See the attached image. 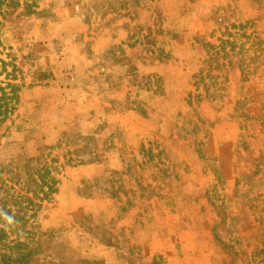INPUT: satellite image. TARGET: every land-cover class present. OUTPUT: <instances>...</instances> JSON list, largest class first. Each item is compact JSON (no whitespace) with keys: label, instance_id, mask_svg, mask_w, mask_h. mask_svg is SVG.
Instances as JSON below:
<instances>
[{"label":"rangeland","instance_id":"374dc122","mask_svg":"<svg viewBox=\"0 0 264 264\" xmlns=\"http://www.w3.org/2000/svg\"><path fill=\"white\" fill-rule=\"evenodd\" d=\"M9 3L0 264H264V0Z\"/></svg>","mask_w":264,"mask_h":264},{"label":"trees","instance_id":"16d2710c","mask_svg":"<svg viewBox=\"0 0 264 264\" xmlns=\"http://www.w3.org/2000/svg\"><path fill=\"white\" fill-rule=\"evenodd\" d=\"M12 1V0H10ZM12 3H9V0H0V16L3 15V11L8 8L11 7ZM17 5V4H14ZM10 88H12L11 91H13V94L15 93L14 89H17L15 86L9 85ZM1 95H0V127L9 119V117L12 115V113L14 112V105H12V101L15 100L17 101V97L16 95H10L5 93V91H3L2 89L0 90ZM53 189H49L48 193H45L42 200L47 201L50 200V195L51 193H53L54 191H52ZM50 192V193H49ZM29 194V193H27ZM35 194V193H34ZM28 202H31L32 199H25ZM10 226L8 225L6 222V227L0 228V240L3 237H6L7 234V230H10ZM7 228V230H6ZM5 257V256H3ZM8 263H12L15 262L17 264H28V260H27V255L26 256H22L20 259L18 260H12L10 258H8L6 260Z\"/></svg>","mask_w":264,"mask_h":264},{"label":"clouds","instance_id":"9594fccd","mask_svg":"<svg viewBox=\"0 0 264 264\" xmlns=\"http://www.w3.org/2000/svg\"><path fill=\"white\" fill-rule=\"evenodd\" d=\"M0 215L4 216L5 220L7 221V224L11 225L14 223L13 217L7 216V214L4 213H0Z\"/></svg>","mask_w":264,"mask_h":264}]
</instances>
